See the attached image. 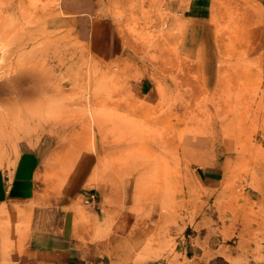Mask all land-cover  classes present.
Instances as JSON below:
<instances>
[{"label": "rangeland", "instance_id": "obj_1", "mask_svg": "<svg viewBox=\"0 0 264 264\" xmlns=\"http://www.w3.org/2000/svg\"><path fill=\"white\" fill-rule=\"evenodd\" d=\"M129 1L109 64L60 0H0V162L46 132L68 148L49 180L78 163L72 210L102 218L83 264H264V0L196 22Z\"/></svg>", "mask_w": 264, "mask_h": 264}, {"label": "crops", "instance_id": "obj_2", "mask_svg": "<svg viewBox=\"0 0 264 264\" xmlns=\"http://www.w3.org/2000/svg\"><path fill=\"white\" fill-rule=\"evenodd\" d=\"M128 1L60 0L59 5L73 22L79 42L92 55L111 64L124 52L123 20L115 14ZM169 4L173 12L177 9L174 17L178 18L180 1ZM211 7L212 0H188L180 17L205 21ZM59 20L64 23L63 18ZM133 68L139 66L133 64ZM43 135L38 141L29 138L20 142L15 155L0 162V264L92 262L96 255L93 246L99 247L101 242L93 238L101 214L98 209L84 210L90 222L87 224L72 210L83 182L78 163H71L78 169L67 176L61 188L54 185L59 180H49L51 168L63 166L59 153L68 148L48 132ZM98 202V207L103 205L102 198Z\"/></svg>", "mask_w": 264, "mask_h": 264}]
</instances>
